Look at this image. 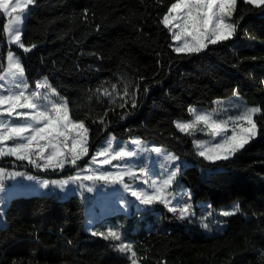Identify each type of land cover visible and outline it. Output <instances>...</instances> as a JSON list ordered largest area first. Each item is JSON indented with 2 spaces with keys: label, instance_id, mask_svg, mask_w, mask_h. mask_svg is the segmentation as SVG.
I'll return each instance as SVG.
<instances>
[{
  "label": "trees",
  "instance_id": "trees-1",
  "mask_svg": "<svg viewBox=\"0 0 264 264\" xmlns=\"http://www.w3.org/2000/svg\"><path fill=\"white\" fill-rule=\"evenodd\" d=\"M175 0H37L32 14L33 35L42 41V47L58 48L75 62L92 40L133 35L130 47L146 60L159 63L155 75L139 81L137 106L126 104L106 112L103 123L96 121L89 133V153L78 162L79 168L66 167L64 171L37 172L30 167L13 168L8 162L0 166L8 170H24L38 178L65 179L85 166L92 152L109 135L118 140L137 136L154 142L179 156L180 160L202 170L223 169L235 176V194L241 212L222 216L200 211L191 222L168 223L163 205L135 210L128 215L117 214L98 223L95 230L118 229L124 241L131 242L138 264H264V115L255 117L258 135L228 161H203L169 141L137 125L156 110L157 98H168L169 89L180 86L183 73L200 69L208 72L215 67L239 92L247 105L264 109V30L257 23L264 17V7L256 8L237 0L231 22L237 25L231 40L209 45L199 54L183 55L172 51V36L160 20ZM0 29L7 17L0 14ZM112 45H110V43ZM120 47V42L106 40L100 47ZM21 57L30 77L31 56L12 45ZM9 45L0 36V64L7 65ZM147 89V91H145ZM233 97L232 99H234ZM225 101L224 107L227 106ZM213 103L200 107L203 113ZM228 116L219 112L217 118ZM123 117V118H122ZM151 116L149 117V119ZM197 140L208 138L204 133ZM20 165V162H17ZM236 205V204H235ZM4 226L0 227V264H131L129 253H121L113 244L93 237L87 228V209L77 195L58 198L49 195H21L12 197L4 208ZM207 216L201 227V219Z\"/></svg>",
  "mask_w": 264,
  "mask_h": 264
},
{
  "label": "snow or ice",
  "instance_id": "snow-or-ice-1",
  "mask_svg": "<svg viewBox=\"0 0 264 264\" xmlns=\"http://www.w3.org/2000/svg\"><path fill=\"white\" fill-rule=\"evenodd\" d=\"M244 2L256 8L264 7V0ZM36 4L37 0H0V14L8 18L0 29V36L6 35L9 45L7 67L0 64V161L11 158L8 162L14 169L24 166L37 172H62L66 167L79 168L78 162L89 155V129L83 121H76L71 117L67 101L60 99L59 93L47 77L37 80L35 88L30 90L22 59L11 49L12 45H16L27 54L36 47L35 44L25 46L22 41L24 23ZM236 8L237 0H175L160 24L172 36V51L178 55L190 56L204 52L209 45L234 37L237 25L231 22V18ZM97 93L110 103H116L118 98L122 101L119 104L121 108L128 103L125 98L130 95L127 84L118 97L114 95L117 94L115 84L111 86V91L108 88H98ZM232 95L236 100L228 101L227 107H224L225 101L222 100L214 101L217 109L211 113H200L190 107V121L174 122L178 132L193 137L195 155L205 161H228L258 135L255 117L264 115V109L239 104L237 90ZM131 105L133 108L137 106L135 99L131 101ZM231 110H236L234 115H228L226 119L217 118L219 112L228 113ZM197 132H203L210 139H195ZM130 143L134 147L119 144L114 137H110L91 155L85 167L67 179L41 180L27 172L10 171L0 166V194L8 193L7 196H0V227L5 223L4 207L13 195L6 188L5 180H15L17 177L33 182L35 187L31 188L32 191L51 188L59 189L65 195L74 194L75 189H79L82 194L84 191H97L101 186L118 185L138 202L137 213L159 204L174 215L179 213L178 219L191 222L190 218L195 216L192 205L188 202L180 203L184 196L191 198L190 192H174L182 168L177 163L179 156L163 146H145L137 139ZM153 154L150 166L149 160ZM157 167L159 171L156 170ZM137 181L142 187H134ZM70 185L75 188H69ZM174 201L177 203L174 204ZM131 205L132 202L122 201L120 208L127 211ZM239 212L241 205L236 204L220 215L228 217ZM206 219L207 216L201 219L203 228H208L204 223ZM89 224L91 226L94 221L90 220ZM90 234L105 241L120 242L112 246L121 253H129L131 264H138L133 244L124 241L118 229L109 227L107 230H91Z\"/></svg>",
  "mask_w": 264,
  "mask_h": 264
},
{
  "label": "rangeland",
  "instance_id": "rangeland-1",
  "mask_svg": "<svg viewBox=\"0 0 264 264\" xmlns=\"http://www.w3.org/2000/svg\"><path fill=\"white\" fill-rule=\"evenodd\" d=\"M257 23L262 27L264 17L260 18ZM23 27L22 41L25 46L36 45L32 50L34 54L31 56L30 77L28 78L30 90L35 88L37 80L47 77L59 93L60 99L67 101L71 117L76 121H83L89 129V133L96 121L103 120L107 111L120 107L119 104L122 102L117 98L116 103H110L107 98L99 96L97 93L98 88L101 90L108 88L111 91V86L115 84L117 85V94L114 95L118 97V94H122L123 88L127 84L130 95L125 99L128 100L127 104H131L133 99H137L136 90L139 81L152 77L159 69L158 62L141 58L130 47L133 35L129 33H124L118 37H106L103 40L90 41L81 53V60L75 62L65 56L58 48L52 46L42 47V41L33 35L32 22L26 20ZM106 40L120 42V47L100 48ZM109 43L112 45L111 42ZM191 71L194 70H187V72ZM224 78L215 67L211 68L208 72H200V70L196 69L193 74L186 73L184 83L169 90L168 98L160 97L154 101L155 103L159 100L155 104L156 110L154 112L151 111L144 121L137 125V128L143 132L153 133L174 144L181 151L205 161L202 157L195 155L192 143L193 137L185 136L178 132L174 122L178 120L190 121L192 119V116L188 112L190 107L201 113L199 111L200 107L213 103L212 108H206L203 113H211L216 110L217 105L214 101H218V99H212L211 96L223 88ZM182 98L184 102L180 104ZM235 100L236 98L231 101L235 102ZM238 103L251 107L241 98H239ZM235 111L231 110L226 114L234 115ZM150 116L151 118L149 119ZM226 118L227 116L224 117V119ZM198 133L203 132H197L196 134ZM110 137L113 136L109 135L106 137L92 154L101 145H104ZM134 139L142 141L148 147L158 146L154 142L143 141L137 136H133L126 141L115 138L116 142L127 145L129 148L134 147L130 143ZM209 139L210 137L208 136L204 140ZM152 159H154V154L149 160L150 166H152ZM113 163L115 164L116 162ZM177 163H180L182 168L177 177L174 192L176 194L184 191L190 192L191 198L189 199L188 196H184L180 203H190L195 216L200 211H207L212 215H216L221 208L239 203L235 194V176L232 172L223 169L216 171L202 170L180 159ZM105 167L107 168V166ZM156 170L159 171L158 167ZM18 171L25 172L24 170ZM39 179L43 180L45 178ZM5 186L10 193H13L12 197L53 194L57 197L66 198L72 195H65L59 189L52 190L51 188L32 191L31 188L35 187L33 182L27 181L22 177H17L15 180L6 179ZM134 187H142V185L137 181ZM69 188L74 189L75 186L70 185ZM7 195L8 193L0 194V196ZM74 195L80 197L86 204L88 216L87 228L90 232L91 230H95L98 223H101L110 216L117 214L128 215L133 210L137 212L136 205L138 202L134 200V197L130 193L124 192L118 185L115 187L101 186L97 191H84L82 194L79 189H75ZM177 199L179 200V196ZM122 201L132 202L127 211L120 208ZM173 203L176 204L177 201ZM140 207L143 208V206ZM164 209L165 218L168 223L183 224L186 221L177 218L179 213L174 215L165 207ZM90 220L94 221V224L91 226L89 224Z\"/></svg>",
  "mask_w": 264,
  "mask_h": 264
},
{
  "label": "crops",
  "instance_id": "crops-1",
  "mask_svg": "<svg viewBox=\"0 0 264 264\" xmlns=\"http://www.w3.org/2000/svg\"><path fill=\"white\" fill-rule=\"evenodd\" d=\"M262 30H264V24L262 25ZM211 68H213V67H211ZM197 70H200V69H197ZM193 72L194 71H191V72L185 71L183 73L184 76L182 77L181 83H184V78H185L186 73L193 74ZM200 72H204V71L200 70ZM174 87L175 86L171 87L169 90H171ZM233 91H234V85L229 80H227L226 78H224L223 79V88L219 92L213 93V95L211 97H212V99H218V101L219 100L227 101V100H230V99L233 98V95H232L233 94ZM183 102H184V100L182 98L180 104H182ZM154 106H155V104H153V107ZM87 221H88V216H87Z\"/></svg>",
  "mask_w": 264,
  "mask_h": 264
}]
</instances>
